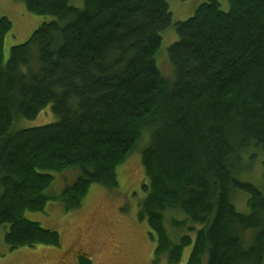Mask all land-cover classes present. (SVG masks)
<instances>
[{
    "label": "trees",
    "instance_id": "obj_1",
    "mask_svg": "<svg viewBox=\"0 0 264 264\" xmlns=\"http://www.w3.org/2000/svg\"><path fill=\"white\" fill-rule=\"evenodd\" d=\"M18 1L50 20L4 60L12 23L0 16V229L9 249L58 247L59 233L24 213L55 199L80 208L95 184L116 190L117 167L148 136L137 218L155 241L154 262L178 264L191 246L186 264H264V194L241 177L258 154L264 169V0H228L227 11L206 0L176 22L167 0ZM170 26L173 81L156 65ZM48 105L56 122L13 128ZM66 170L79 172L75 181L48 194ZM237 192L246 212L232 202ZM167 213L184 215L171 217L176 237ZM77 264L91 260L79 254Z\"/></svg>",
    "mask_w": 264,
    "mask_h": 264
},
{
    "label": "rangeland",
    "instance_id": "obj_2",
    "mask_svg": "<svg viewBox=\"0 0 264 264\" xmlns=\"http://www.w3.org/2000/svg\"><path fill=\"white\" fill-rule=\"evenodd\" d=\"M206 0H167L172 12V21H183L194 14L196 8ZM77 4L81 2L75 0ZM221 9H229L228 0H219ZM0 16H6L12 23V29L4 40V56L7 60L12 46L25 43L34 30L50 17L30 13L24 3L18 0H0ZM162 42L156 54V65L161 73L173 81V68L168 60L167 47L178 39L172 26L161 31ZM58 119L46 106L32 120L20 119L13 124L14 129L42 126L56 122ZM147 138V140H146ZM148 136H144L126 162L116 169L118 188L108 190L100 185H92L80 208L66 210L61 199L49 200L42 211L25 212L24 217L39 223L42 227L55 230L61 241L57 246L21 247L10 250L2 240L0 229V264H77L78 255L85 254L91 264H167L162 258L154 262L155 241L150 237V229L144 221L137 218L139 203L144 193L141 184L144 169L141 162L142 151L147 145ZM242 175L249 179L264 194L263 166L261 156ZM79 172L66 170L54 173V179L46 192L60 196L63 189L70 186ZM246 195L237 192L232 198L236 209L246 212ZM182 218L184 215L166 214V224L173 237L181 231H175L170 225L171 217ZM183 232V231H182ZM194 236V233H190ZM176 239V238H175ZM192 247L183 250L178 264H186ZM202 264H206V258Z\"/></svg>",
    "mask_w": 264,
    "mask_h": 264
}]
</instances>
